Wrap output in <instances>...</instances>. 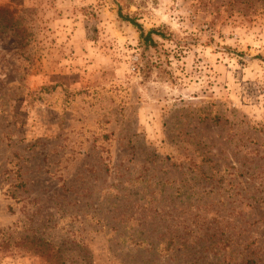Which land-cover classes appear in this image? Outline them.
<instances>
[{
  "label": "rangeland",
  "instance_id": "obj_1",
  "mask_svg": "<svg viewBox=\"0 0 264 264\" xmlns=\"http://www.w3.org/2000/svg\"><path fill=\"white\" fill-rule=\"evenodd\" d=\"M0 264H264V0H0Z\"/></svg>",
  "mask_w": 264,
  "mask_h": 264
},
{
  "label": "trees",
  "instance_id": "obj_2",
  "mask_svg": "<svg viewBox=\"0 0 264 264\" xmlns=\"http://www.w3.org/2000/svg\"><path fill=\"white\" fill-rule=\"evenodd\" d=\"M117 17L119 20L123 22H127L128 24L134 26L140 34V39L146 49L155 46L153 41V36L164 37L163 34L159 32V30H150L145 33L142 26L138 24L136 18L130 17L129 15L123 14L122 8L120 5H117Z\"/></svg>",
  "mask_w": 264,
  "mask_h": 264
}]
</instances>
